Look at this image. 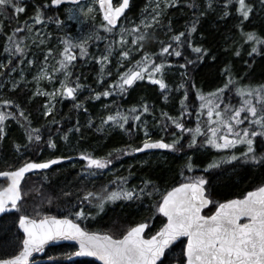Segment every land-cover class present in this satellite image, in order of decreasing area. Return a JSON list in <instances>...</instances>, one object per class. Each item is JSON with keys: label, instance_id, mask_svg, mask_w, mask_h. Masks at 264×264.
Instances as JSON below:
<instances>
[{"label": "trees", "instance_id": "16d2710c", "mask_svg": "<svg viewBox=\"0 0 264 264\" xmlns=\"http://www.w3.org/2000/svg\"><path fill=\"white\" fill-rule=\"evenodd\" d=\"M50 1L22 0L21 6L25 9L23 12L12 11L10 14H0V55L7 54L12 57L16 53L15 45L8 37L13 36L14 29L17 27L23 28L25 22L34 21L38 9L45 4L48 7L44 9L46 15L42 17L41 23H46L48 26L41 32V37L46 47L58 41L65 45L64 41L73 37V27L66 28L64 23V12L68 6L54 9L50 6ZM114 1L120 2V0ZM146 3L147 0H131L129 10L119 22L118 27L130 21L133 23L144 13ZM246 3L252 6V11L250 18L244 20L237 11V0H232V3H227V0H211V7H209V0H175V3H170L169 7L162 12L160 23L145 32L146 39L142 42L143 47L140 48L139 44L135 45L129 62L126 61L122 66L117 67L112 61L104 68L103 75H101L100 65L89 60V57L95 51H108L109 45L112 46L111 53L114 51L115 33L118 27L112 33L107 32L101 26L106 23L100 14H97L85 26L91 36L89 42L85 44L87 54L80 56L78 47L73 51L77 58L72 61L73 75L70 79L80 83L82 87L77 90L75 98L59 97L54 111L47 116L44 115L43 110L45 100L33 96L32 84L24 82L12 88L10 82H5L7 72L0 70V100L13 101V104L8 106L0 104V111L14 113L17 117L9 116L4 121V135L0 139V171L14 170L27 160L44 162L63 157L52 168L25 178L22 186L26 195L21 202V210L13 209L12 212L0 217V258H7L19 251L23 235L18 230V217L22 214L35 216L34 209L37 206L42 210L41 215L69 216L88 231L101 233L111 231L116 236L129 226L147 222L145 238H148L165 222L162 215L155 213L153 204L160 201L163 194L172 187L189 182L195 174L204 175L205 188L210 198L217 203L242 198L248 191L264 184V166H254L252 163H220L218 167L209 168L210 163L224 155L210 150L202 140L189 147V142L192 140L189 131L174 135L176 138L180 137L179 150L166 149L164 152L126 155L131 151V148L126 149V146L131 145L134 148L143 144L142 131L152 134L153 138H150V141H156L158 132L165 135L166 129L164 130L163 126L165 122L167 125L168 121L163 113L174 117L173 112L176 111L177 106L180 108L182 105L179 100L181 93L183 94L187 88L192 97L194 91L199 90L202 94H208L223 87L228 80L227 73L223 71L226 65L231 66L233 78L236 81L234 85L229 86L231 91L225 89L227 96L224 95V98H227L228 104L239 107L241 98L237 95L236 88L264 84V55L259 52L252 56L248 55L252 44L246 40L241 42V28L237 27L243 20L244 32H255L264 37V7L261 5V0H246ZM189 4L195 6L189 7ZM225 11L228 12L227 16L223 15ZM9 15L12 18H9ZM194 18L198 19L199 23L197 31L192 33V44L207 49L202 59L197 58L198 54L193 52L187 43L177 47V42L171 40L173 35L186 31V27L191 26ZM57 19L61 21L60 24L56 23ZM126 32L132 33L129 34L128 45L134 36L140 34L133 33V29H127ZM20 36H25V30L15 33L14 37L22 45ZM97 36L100 39H97ZM161 42L165 45L171 43L173 49L180 51L181 55L176 56L173 49H170L171 55L162 54ZM6 46L8 51H5ZM27 46L22 47L24 49L22 55L20 53L16 55L18 58L25 57L19 62L22 64L17 66L18 62H13L9 67L14 65L22 71L23 63L27 62L26 59L29 56H34L36 64L40 63L43 55H34L33 50ZM257 47L260 48L259 45ZM137 48L140 50L135 51ZM237 48L240 50V56L235 55ZM145 52L154 54L152 60L155 63L164 64L162 75L167 90L160 89L159 85L152 82L136 83V81L137 85L121 91L117 87L119 73L134 67L135 61L141 60ZM157 56L160 59H157ZM165 56L166 60L163 59ZM150 69L151 65L146 70L145 76ZM106 90L110 92L107 97L114 100L109 108L107 106L105 108L103 102L105 96L97 97V93H103ZM145 104L149 108L147 112L143 110ZM16 105H19L28 116L31 128H40L42 136L40 142L29 144L27 141L25 128L22 127V124L26 122L19 116ZM132 108H136L134 114L129 111ZM117 111L129 116L124 129H118L117 126L111 130L104 128L102 124L104 114L114 115ZM133 115H138L140 119L131 118ZM18 119L19 122H17ZM243 126L246 127L247 123ZM172 127L171 125L170 129L174 130ZM166 137L172 136L167 132ZM165 138L163 139L166 141L167 138ZM49 139L56 145L55 148L48 146ZM255 140V148L259 155L264 152V137L263 140L257 138ZM168 141L166 142L169 143ZM17 144L21 145L20 152L16 150ZM117 149H126V151L118 152ZM82 153L90 154L95 158H108L112 160V163L105 169L92 168L86 171L87 162L81 158ZM109 153H112L110 157ZM189 162L192 164L191 171L187 167ZM118 177H126L127 185L125 186L136 189L144 187V180H150L159 191L153 192L151 196L145 194L136 200L120 199L115 202H106L103 211L96 210L90 205V201L83 200L87 191L103 195L106 185L107 191L113 190L119 183ZM110 181H116V183L110 184ZM6 185L7 182L0 181V188ZM147 191L151 192L152 188L149 187ZM217 203L211 204L205 212H211ZM91 207L93 210L90 209ZM81 209L91 215L77 219L71 214ZM181 248L182 244L178 242L168 253L165 264H176V260L180 258ZM74 251L76 248L70 245L49 248L40 264H97L93 259L67 262L69 257L65 254Z\"/></svg>", "mask_w": 264, "mask_h": 264}, {"label": "snow or ice", "instance_id": "6c2138e0", "mask_svg": "<svg viewBox=\"0 0 264 264\" xmlns=\"http://www.w3.org/2000/svg\"><path fill=\"white\" fill-rule=\"evenodd\" d=\"M65 2L78 5V0H51V5H60ZM169 2L175 3V0H169ZM21 3L22 0H0V14H10L12 11L16 13L23 12L25 9L21 6ZM98 3L103 11V19L107 22V24L101 26L107 32L112 33L114 28L118 26V18L129 6V0H123L118 7H113L112 0H98ZM227 3H232V0H227ZM237 3V11L240 15L244 20L249 19L252 6L247 4L246 0H237ZM261 5L264 7V0H261ZM194 6V4H189V7ZM47 7L48 5L45 4L38 9L34 17L35 23L39 24L42 22V17L46 15L44 9ZM209 7H211V0H209ZM156 8H159V5H156ZM91 11L93 9L89 6L84 14L86 15ZM161 14V11H155V15L151 16V20L142 19L140 25H143L144 31L140 30V25L135 26L133 33L139 32L140 34L134 36L131 44H139L140 48H142V42L146 39L145 32L151 29L154 24L160 23L157 17ZM223 15L227 16L228 12L225 11ZM9 18H12L11 15H9ZM48 18L51 19V17ZM69 18L78 19V17L73 16ZM56 23L60 24L61 21L57 19ZM198 23L199 20L194 18L191 26L186 27V31L173 35L171 40L177 42V47L187 43L192 48V51L198 54L197 58L202 59L203 55L207 53V49L192 44V33L197 31ZM242 25L243 20L237 25V27L241 28V42L246 40L252 44L248 55L252 56L258 52L264 55V37L257 35L255 32H244ZM24 30L31 32V25L25 22L23 28L17 27L14 29L13 36L8 37L11 43L15 45V52L21 55L24 49L14 37L15 33ZM126 31L127 29L120 26L121 33ZM23 39H25L24 36L19 37V40ZM97 39H100V37L97 36ZM124 42L125 38L121 35L119 43L123 44ZM64 44L63 59L58 61L59 68L54 67L52 69V73L61 72L63 75V79L60 80V88L55 89L51 93L37 89V92L33 93L34 96L47 95L54 98L56 95H60L75 98L77 90L82 87L80 83L73 82L70 79L73 75L70 66L71 62L77 58L76 54L72 52L73 48L78 47L79 55L82 57L87 54L86 41L74 44L71 39H68L64 41ZM161 45V53L171 55L172 44L168 43L165 45L161 42ZM257 45L260 46L259 49ZM111 47V45L108 46L107 55H102L98 58V62L102 65L101 75H103L104 71L103 64L107 62L108 56L111 55ZM140 48L135 49V51H139ZM5 51H8V46H6ZM173 51L176 56L181 55L180 51L175 49ZM49 52H51V49H49ZM240 54V50L237 48L235 55L240 56ZM129 55L130 50H124L120 53L123 58H127ZM152 55L145 52L141 60L135 61L134 67H129L126 71L119 73L117 87L121 91L127 90L125 86H131L135 81L144 79L149 65H151V69L147 71V78L153 84L159 85L160 89L167 90V85L162 75L164 64L155 63L152 60ZM47 59L48 56L46 55L45 60ZM157 59H160V57L157 56ZM163 59L166 60L167 57L165 56ZM29 63L31 64L32 61H29ZM188 63H192V61H188ZM181 67L184 66L181 65ZM223 71L228 76V80L223 87L217 88L214 92H210L207 95L200 93L199 90L197 92V98L201 102L199 108L201 110L207 109L208 127L205 132L206 139L204 143L216 149L224 150L234 149L237 145L246 147L239 156L233 152L231 155L222 156L219 160L213 161L208 167L214 168L218 167L220 163L238 160H243L245 163L251 162L254 166H264V152L257 155V149L254 147L255 138L264 137V84L254 87L245 85L236 88V93L241 98L239 107L230 104H223L221 107V97L225 95V89L231 91L229 86L236 83L230 65H226ZM154 73L161 74L160 78H156L153 75ZM45 76L49 80L57 78L41 68L40 74L34 79L39 82ZM15 86L14 84L13 87ZM101 95L107 97L110 92L106 90L103 93H97V97ZM217 101H221V103ZM0 104L8 106L12 105L13 101L0 100ZM181 104H184L183 100ZM76 106L79 107V105ZM16 108L19 111V116L26 122L22 124V127L25 128V135L29 144L40 142L42 140L40 128H31V121L24 114V110L19 105H16ZM143 110L145 112L149 111L147 104L143 105ZM52 111V101L50 99L45 105L44 115L47 116ZM129 111L134 114L136 108H132ZM242 113H244L243 116ZM163 115L172 120L177 129L191 133L192 140L189 142V147L197 143L196 136L202 131L199 126L189 130L179 118L168 116L167 113H163ZM181 115H183V110ZM9 116L17 118L14 113L0 111V139L4 135V121ZM131 118L140 119L138 115H133ZM128 119V115L117 111L114 115H108L106 120L102 121V124L112 122L119 128L124 129ZM197 119L199 121V114ZM17 122H19V119ZM245 123H247L246 127L243 126ZM145 135H148L147 132H145ZM180 142V137L173 139L171 143L164 142L162 139L151 142L149 139H145L142 147L132 148L131 145H128L126 149L131 148L133 152H142L147 149L179 150ZM48 146L51 148L56 147L51 139L48 141ZM20 149L21 145L17 144V152H20ZM126 149H117L116 151L125 152ZM111 155L112 153L108 154L109 157ZM81 158L87 162L86 171L92 168L105 169L112 163L111 159L95 158L87 153H82ZM59 159H63V157L44 162L27 160L14 170L0 171V177L5 178L7 181V186L0 188V213H7L9 209L20 211L21 202L26 195L22 186L25 174L33 170L48 169L50 165L56 164ZM189 161H191V158H189ZM187 167L189 171L192 170L191 162L188 163ZM118 180L119 183L113 190L107 191L106 185L105 194L103 195L87 191L83 200H98L99 203L96 207L99 211H103L105 202H115L120 199L136 200L145 194L151 196L153 192L159 191L150 180H144V187L139 189L126 187V177H118ZM109 183H116V181H110ZM149 187L152 188L151 192L147 191ZM65 195H70V193H65ZM49 203H51L50 199ZM213 203L217 202L210 198L203 178L190 179L189 182L179 183L178 186L172 187L171 190L163 194L160 201L153 204L152 207L155 209V213L165 217L166 222L162 223V226L148 238H145V229L148 227L147 222L129 226L119 236H116L111 231L104 233L88 231L80 223L70 219L69 216L41 215L42 210L37 206L34 209L35 216L28 214L19 215L18 227L23 230L21 246L16 254L9 255L7 258H0V264H31L29 257L33 253L44 252L45 245L50 241L60 239L73 240L78 243L77 251L65 254L69 258L72 256L96 257L103 264H165V259H168V253L174 249V242L176 241L182 244L180 258L176 260V264H264V184L248 191L242 198L217 203L215 212L211 215L202 214V209ZM71 214L77 219L87 218L91 215V213H86L83 209ZM181 238L184 239L181 240ZM49 259H52V257H49Z\"/></svg>", "mask_w": 264, "mask_h": 264}, {"label": "rangeland", "instance_id": "374dc122", "mask_svg": "<svg viewBox=\"0 0 264 264\" xmlns=\"http://www.w3.org/2000/svg\"><path fill=\"white\" fill-rule=\"evenodd\" d=\"M169 4H170L169 0H147L146 6L144 9V13L141 16H139L133 23L130 21L129 23L121 24L120 26H123L125 29L132 30L135 28V26L140 25V21L142 19L147 18V20H151V16L155 15V11L163 12L164 10H166L169 7ZM156 5H159V8H156ZM89 6L93 9V11L88 12L85 15L84 13L87 11V8ZM82 9H83V11H82ZM97 14H100L98 4H97V0H87L83 3H80V4L75 5V6H68V9H66V11L64 12V15H65L64 23H65L66 28L72 26L74 29V35H73V37H71V40L73 41L74 44H78L80 41H86V43L89 42L91 36L87 32V28L85 26L88 23V21L90 19L95 18L97 16ZM161 15L159 17H157L158 20L161 18ZM70 16L78 17V19L69 18ZM28 24L31 25L32 31L29 32V31L25 30V36H24L25 39L21 40L22 41L21 47L28 45L27 48H31L34 52V55L40 56V54H42L43 56L40 59V63L36 64L35 60H34V56H31V57L29 56V58L26 59L27 62L23 63L22 71H19V69L16 66H14V65L12 67H9V66H11L13 64V62H18L17 66H20L22 63H19V62H21V60H22L21 58H25L24 56L18 58V57H16V55L18 53H15L14 55H12V57L10 55H7V54L6 55H0V70L2 72H4V71L7 72L5 82L6 83L10 82V85H12L11 86L12 88H16L19 84L27 82V83L32 84L33 93L37 92V89H39L42 92L51 93L55 89L60 88V80L63 79V75L61 74V72L52 73V69L54 67L59 68L58 61L63 59L62 52H63L65 45H63L62 42L58 41L57 43H54L51 46L46 47L45 42L41 43L42 38H43V37H41L42 36L41 32L44 31V29L48 26V24H46V23L37 24V23H35V21H31ZM120 26L118 27V29L115 33V49L111 53V55L108 56L107 62L103 64V69L112 61H114L115 65L117 67H120L123 65L124 62H126V61L129 62V60L131 59V54L134 51L135 45H133V44L131 45V43H130V45H128L130 42L129 41V34L127 32L121 33L120 32ZM155 26H157V24H154L151 29L155 28ZM140 30H144L143 25H140ZM121 35H123L125 38V42L123 44L119 43V41L121 39ZM49 49H51V52H49ZM74 50H75V48L72 49V52ZM124 50H130V55L127 58H123L120 56L121 51H124ZM107 53H108V51H106V52L95 51L89 57V60H93L96 64H99L100 67L102 68L101 63L98 62V58L102 55H107ZM46 55L48 56L47 60H45ZM12 58H14V59H12ZM16 59H17V61H15ZM29 61H32V63L30 64ZM73 64L74 63L71 62L70 70H71ZM7 67H9V68L7 69ZM41 68H43L45 70V72L50 73L51 75H53L54 77H57V78L49 80L47 78V76H45L43 79H41V80H39V82H37V80L34 79V77H37L40 74ZM153 75L156 78H160V76H161V74H159V73H154ZM142 81L152 82L151 80H149L147 78V76H145L144 79L137 80V82L136 81L135 82L140 83ZM135 82L129 88L137 85ZM14 84L16 85L15 87H13ZM129 88L126 87V89H129ZM187 89L183 92V94L181 93V96L179 99L180 101L183 100L184 104L181 105L180 108H178V106H177L176 111L173 112V114H175L173 118H179L183 124L185 121V123H186L185 127L189 130H193L199 126L202 129V131L199 135L196 136V141L202 140V142H204V140L206 139L205 132H206L207 127H208V124H207L208 117L206 114L207 109L201 110L199 108V105L201 102L197 98V91H194V93L192 92L193 95L191 97L190 92ZM167 94H168V91L166 92V95ZM205 95H207V94H205ZM225 96H227V93H225ZM35 97H39V98H42L45 100L43 103V110L44 111H45L46 103H48V101L51 99L52 108L54 111V108L56 105V100L61 96L56 95L53 98V97H49L47 95H35ZM113 101L114 100L112 98L105 97L104 101H103L105 108H106V106H107V108H109L110 105L113 104ZM221 101H222V103H221ZM221 101H217L218 103H221V107L223 106V104H228L227 98H224V96L221 97ZM182 110H183V115H181ZM198 114H199V121L197 119ZM168 116H170V115H168ZM106 118H107V115L104 114V120H106ZM166 120L168 121V124L166 125L167 122H165V124H164L165 126H163L164 130L166 129L165 135H164V133L161 134L157 131L158 133H156V137H157L156 140H158V139L164 140L163 138H165L166 133L169 132V134L172 137H168V138L166 137L167 139L166 138L165 139H166V141L169 140L168 142L171 143L173 141V139H176V137L174 136V133L176 132L175 135H177L178 133H181L183 131L180 129H177L175 127V125L172 123V120H170L168 118ZM171 125L173 126L172 128L174 130L170 129ZM103 126H104V128L111 130V129H114L117 125L113 124L112 122H108L106 124H103ZM117 128L119 129L118 126H117ZM145 132H147V134H148L147 136L145 135ZM186 132H188V131H186ZM141 133H143V137H142L143 142L145 139L153 138V136H151L152 134L148 131H142ZM257 139L263 140V137H259ZM152 141H155V140H152ZM204 145L207 146L208 148H210V150H212L216 153H219V154H223L224 156L231 155L233 152H235V154L237 156H239L240 153L243 152L245 150V147H246L244 145H237V146H235L234 149L224 150V149H216V148H214L211 145H208L206 143H204ZM254 147H255V143H254ZM126 155L127 156L134 155V152L131 150V151L127 152ZM224 163L225 164H230V163H232V164L233 163L245 164V162L243 160L224 162ZM249 163H251V162H249ZM203 176L204 175L202 173L195 174V176H193L192 179L203 178ZM205 186H206V182H205ZM98 203H99V201L96 199H92L90 201V205L94 206V208L99 211V209L96 207V205ZM105 204H106V202H105ZM105 204H104V206H105ZM90 209L93 210L92 207Z\"/></svg>", "mask_w": 264, "mask_h": 264}, {"label": "water", "instance_id": "95a60500", "mask_svg": "<svg viewBox=\"0 0 264 264\" xmlns=\"http://www.w3.org/2000/svg\"><path fill=\"white\" fill-rule=\"evenodd\" d=\"M85 1H87V0H78V4L83 3V2H85ZM122 2H123V0H120V2L116 4L115 1L112 0L113 7H118L119 4L122 3ZM130 3H131V0H129V6L125 9L124 13H122V14H121V17L118 18V25H119V22L121 21V19L125 16L126 12L129 10ZM97 4H98V8H99V12H100V16H101L102 20L104 21V19H103V11L100 9V5H99V3H98V0H97ZM50 6H51L52 8L55 9V8H58V7H61V6H75V5L70 4V3H66V2H65V3H62V4H60V5H51V1H50ZM104 22L107 24L106 21H104ZM117 27H118V26H117ZM117 27H115L114 29H116ZM126 87L129 88L130 86H126ZM164 142H165V141H164ZM140 147H142V145H141ZM165 150H166V149H147V150H144V151H142V152H134V154H135V155H138V154H148V153H153V152H164ZM57 163H58V162H57ZM57 163H56V164H57ZM56 164H52V165H50L48 169L52 168V167H53L54 165H56ZM48 169L33 170V171H31L30 173H26V174H25V178H27V177L30 176V175H33V174H36V173L42 172V171H46V170H48ZM0 181H5V182H7V181L5 180V178H3V177H0ZM22 182H23V181H22ZM6 186H7V185H6ZM6 186H5V187H6ZM177 186H178V185H177ZM234 199H236V198H234ZM210 205H211V204L207 205L204 209H202V212H203L204 210L208 209V207H209ZM12 210H13V209H9V210L7 211V213L12 212ZM214 212H215V211H214ZM4 214H6V213H0V217H1L2 215H4ZM162 217H163V216H162ZM163 218L165 219V222H166V218H165V217H163ZM18 230H19V232L23 235V230H22V229H19V227H18ZM145 230H146V229H145ZM183 239H184V238H181V240H183ZM178 242H179V241H176V242H174V244L176 245ZM60 245H70V246H74V247L76 248V251L78 250V243H77L76 241H73V240H64V239H60V240H56V241H50L47 245H45V251H44V252L33 253L32 256L29 257V260H30L31 264H40V263H42V260H41V259H42V257L44 256L46 250L49 249V248H52V247L60 246ZM80 259H93L97 264H103V262L100 261L98 258H96V257H90V256H72V257H70V258L67 260V262H71V261H75V260H80Z\"/></svg>", "mask_w": 264, "mask_h": 264}, {"label": "flooded vegetation", "instance_id": "af4514ba", "mask_svg": "<svg viewBox=\"0 0 264 264\" xmlns=\"http://www.w3.org/2000/svg\"><path fill=\"white\" fill-rule=\"evenodd\" d=\"M211 206V205H210ZM210 206L208 207V209L210 208ZM216 208V207H215ZM215 208L211 211V212H205V210L202 212V214L204 215H211L214 211H215ZM207 210V209H206Z\"/></svg>", "mask_w": 264, "mask_h": 264}, {"label": "bare ground", "instance_id": "6f19581e", "mask_svg": "<svg viewBox=\"0 0 264 264\" xmlns=\"http://www.w3.org/2000/svg\"><path fill=\"white\" fill-rule=\"evenodd\" d=\"M117 4V3H116Z\"/></svg>", "mask_w": 264, "mask_h": 264}]
</instances>
